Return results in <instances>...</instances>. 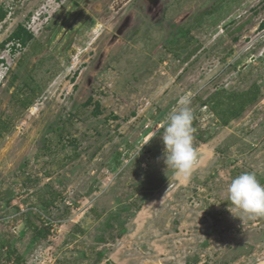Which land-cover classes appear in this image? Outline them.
Returning <instances> with one entry per match:
<instances>
[{
    "label": "rangeland",
    "instance_id": "1",
    "mask_svg": "<svg viewBox=\"0 0 264 264\" xmlns=\"http://www.w3.org/2000/svg\"><path fill=\"white\" fill-rule=\"evenodd\" d=\"M104 1L0 0V45L20 23L33 34L14 52L12 42L0 49V264H14L1 244L21 264H264V216L228 201L242 172L264 184V0L110 1L101 11ZM213 2L183 40L179 27ZM81 66L101 107L73 89ZM27 68L38 117L36 107L5 104L7 75L28 82ZM251 87L256 100L227 125L201 104ZM184 98L197 153L187 176L167 169L162 139ZM38 196L53 202L23 214ZM40 214L53 225L35 240L27 225L44 226Z\"/></svg>",
    "mask_w": 264,
    "mask_h": 264
},
{
    "label": "clouds",
    "instance_id": "2",
    "mask_svg": "<svg viewBox=\"0 0 264 264\" xmlns=\"http://www.w3.org/2000/svg\"><path fill=\"white\" fill-rule=\"evenodd\" d=\"M187 98L179 101L163 125L164 163L167 169L187 176L197 160L193 147V113ZM228 201L249 216H264V184L254 172H242L228 186Z\"/></svg>",
    "mask_w": 264,
    "mask_h": 264
},
{
    "label": "flooded vegetation",
    "instance_id": "3",
    "mask_svg": "<svg viewBox=\"0 0 264 264\" xmlns=\"http://www.w3.org/2000/svg\"><path fill=\"white\" fill-rule=\"evenodd\" d=\"M110 1L115 2V0H105L104 3H102V6H101L100 10L101 11H104V6H106V4L108 2H110ZM148 1L149 2H154V1L157 2L158 0H148ZM215 3L216 2H213L212 3V6L210 7L211 10L205 9V10H201V11L194 12L193 14H191V17L192 18L191 19H187V20H191V23H189L188 25L182 24L181 27H179V28H182L181 34L184 35L183 40L186 39V37L190 33L192 26L199 25V22H201V20L204 19V16H207L208 14H211V12L213 11V7H214V4ZM165 19H168L169 23L171 22V20H169L168 17L166 18V16L164 17V20ZM262 24H264V23H262ZM262 24H260L259 28L261 27ZM122 25L123 24H120L119 27L122 26ZM119 27H118V29H119ZM57 30H58V28L55 29V31H57ZM185 34H186V37H185ZM12 43H13V46H15V43L14 42H12ZM19 44H20V46L22 45L21 43H19ZM13 46L11 47V49L14 52L16 50V46H15V48H13ZM121 52L122 51L110 53L108 57L106 56L105 61H104L103 64H105L108 60H110V64H112L111 59L113 61V60H116V58H119L120 55H118V54L121 53ZM91 53L92 52L90 51L89 52V56L90 57H91V55H90ZM18 64L20 66H22L20 68H23V61L21 60V57L18 60ZM27 71L29 73L27 75H25L24 77H26V78L29 77L28 78V82H21V83L17 82V79L21 76L18 73L17 74L7 75L6 82H5V86L7 84L9 85V91H8V97L5 98V100H6L5 101L6 106L9 105V103L13 99L16 102H19V105H22L24 108L32 109V111L35 109V107H36L35 106V99L33 98V93L35 91V86L33 85L34 78H33V75H32V71L30 69H28V68H27ZM88 75H91V70L88 69L86 71L85 70V67H83V66H81L78 69H75L74 72H73V74H72V78L74 80L73 89L75 90L76 88H80V89H83L84 91L89 90L88 98L85 100L84 104L85 105H91L93 103V105H91V106H93L95 108H97V106L98 107H101L100 100H95L93 98V96H92L93 95V91H94L93 85L95 83L94 82L95 79L91 80V76L88 77V78H86ZM37 87H38V84H37ZM91 90H93V91L91 92ZM3 103H4V100H1V102H0V108L2 107V111H0V134H2V132L4 131V129H6L8 127L7 126L8 125V120H7L8 119L7 118L8 116L6 114V108H3ZM95 108H93V110L95 111L94 113L97 114L96 113L97 111H96ZM40 111L41 110L36 107V110L33 111V113H35L34 115L36 117H38L40 115ZM36 122H39V118L36 120ZM58 129H60V127L56 129V132L59 135L58 142H61L62 139H64V137H62L63 134ZM38 199H39V203H38L39 208L34 205L32 207H27L25 209H22L21 208V212L24 214L25 212L30 211L34 215L36 214V216H39V212L42 213V212L46 211V209H48V207H46V206L44 207V205H42V202H41L44 199V197H39L38 196ZM26 218H27V216H26ZM34 224H35L34 222L29 223V225H27V228L29 227L33 231V228L34 227H32V226ZM37 226H39V225H37ZM44 226H47V224L44 223ZM20 230L22 231L23 229H20ZM22 232H24V230Z\"/></svg>",
    "mask_w": 264,
    "mask_h": 264
},
{
    "label": "trees",
    "instance_id": "4",
    "mask_svg": "<svg viewBox=\"0 0 264 264\" xmlns=\"http://www.w3.org/2000/svg\"><path fill=\"white\" fill-rule=\"evenodd\" d=\"M7 15V10L0 8V21H2L5 16ZM264 27V24L261 25L260 28ZM33 34L26 28V26L23 25V23L18 24L17 28L9 35V37L3 41L0 45V49H4L7 43L14 42L18 43L20 42L23 45H26V43L32 39ZM15 48V46H13ZM258 95V92H256V89L253 87L249 88L247 91L243 92H234L227 95V99H218L214 96L212 98L208 99L207 101L202 102L201 104L205 103V105L210 104L211 108L214 112L218 113L220 115V121L221 124L227 125L229 121L237 116L247 105L251 104L253 101L256 100ZM98 107V106H97ZM99 113V110L96 112ZM119 163V161L117 162ZM41 201V200H40ZM42 205L44 207H48L49 203H52L53 201H49L44 198L42 201ZM33 232H34V239H40L43 237H46V235L50 231V225L39 227L37 225H33ZM7 248V250L4 252V257L11 260H14V264H21L24 262L23 255H20L17 253L15 246L13 244H8L5 246L4 244H1L2 248ZM15 257V258H14ZM1 261V258H0Z\"/></svg>",
    "mask_w": 264,
    "mask_h": 264
},
{
    "label": "water",
    "instance_id": "5",
    "mask_svg": "<svg viewBox=\"0 0 264 264\" xmlns=\"http://www.w3.org/2000/svg\"><path fill=\"white\" fill-rule=\"evenodd\" d=\"M120 1L122 2L121 4H123V3L127 2L128 0H115V2H118V3H120ZM113 32H115V37L122 35V30L121 29H118V30H115V31L113 30Z\"/></svg>",
    "mask_w": 264,
    "mask_h": 264
},
{
    "label": "built area",
    "instance_id": "6",
    "mask_svg": "<svg viewBox=\"0 0 264 264\" xmlns=\"http://www.w3.org/2000/svg\"><path fill=\"white\" fill-rule=\"evenodd\" d=\"M40 215H41V214H40ZM40 217H41V219L44 221L45 224L50 225V226L53 225L50 221L48 222V219H49V218H47V216L41 215ZM49 220H50V219H49Z\"/></svg>",
    "mask_w": 264,
    "mask_h": 264
}]
</instances>
